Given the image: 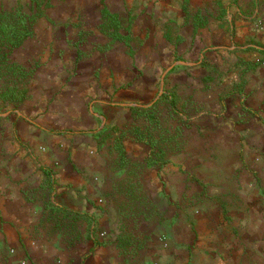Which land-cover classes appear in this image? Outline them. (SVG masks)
<instances>
[{"label": "rangeland", "instance_id": "obj_1", "mask_svg": "<svg viewBox=\"0 0 264 264\" xmlns=\"http://www.w3.org/2000/svg\"><path fill=\"white\" fill-rule=\"evenodd\" d=\"M185 4L183 12L190 13L192 32L166 33L165 41H161L172 49L159 50L160 41L152 40L161 53L153 62L161 69L144 68L138 75L142 77L138 92L130 80L113 87L112 121L109 115L96 112L94 99L88 101L84 112L54 115L53 131L69 135L57 143L59 147L79 139L81 144L95 149L88 155L96 159L97 166L88 174L97 186L96 196L102 198L90 202L103 214L99 218L58 204L51 170L40 183H31L32 176L40 170L27 166L30 160L36 161V156L18 136L20 125L44 126L43 121H38L40 114L31 115L30 107L41 106L43 112L48 111L60 93L69 89L42 88L39 92L32 87L35 72L17 57L21 49L28 47V39L11 55L13 62L30 71V78L23 81L28 97L19 104L18 98L0 97V197L5 198L9 186H15L19 207L34 205V213L28 214L25 224L30 229L23 232V240L32 247L37 243L50 244L53 250L62 246L66 259L63 254L53 253V264H73L74 250L85 248L89 240L95 246H108L128 263L143 264L155 234L163 248H168V220L182 206L208 209L225 200L229 210L245 213V221L255 220L257 229L264 225V40L251 34L260 31L262 24L246 22L247 17L240 22L233 14L231 20L227 13L230 5L222 2L214 7L217 15L202 10L191 12L190 1L185 0ZM21 6L39 16L32 25L34 31L40 19L49 18L54 5L44 0L38 9L29 0ZM103 8L111 12L102 2L99 23L94 29L80 30L74 40L68 38L70 46L83 45L91 36L103 34L107 41L97 47L102 53L119 45L131 47L135 41L143 44L133 40L131 26L119 19L127 38L104 48L110 41L101 31ZM252 11L240 10L248 15ZM199 12L204 25L195 30L199 23L194 15ZM88 56L91 55L85 53L80 58ZM91 75L98 76V72ZM12 82L5 78L0 80V86L7 92ZM14 156L22 158L15 164ZM0 206L3 207L2 199ZM8 217L1 209L0 220ZM99 227L108 231V239L99 238ZM24 250L17 252L11 243L0 240V264H27ZM86 255L87 249L81 258ZM261 256L264 259V251ZM33 264L38 263L33 260Z\"/></svg>", "mask_w": 264, "mask_h": 264}, {"label": "crops", "instance_id": "obj_2", "mask_svg": "<svg viewBox=\"0 0 264 264\" xmlns=\"http://www.w3.org/2000/svg\"><path fill=\"white\" fill-rule=\"evenodd\" d=\"M28 1L0 0V11L15 5H26ZM189 1L191 12L202 10L213 12L214 15H217L214 11L216 3L230 5L228 18L232 20L233 14L240 22L247 17L246 22L261 23L262 29L251 34L264 40V0ZM102 2L112 13L119 14L125 26H131L133 40H140L142 45L135 41L131 43V47L119 45L102 53L97 47L100 42L107 41L104 34L96 36L97 38L91 36L86 43L77 47L68 44L67 39L74 40L80 30L96 27ZM51 4L54 6L50 15L48 14L49 18L40 19L34 26V36L26 41L28 47L21 49L17 57L33 68L35 75L31 81L32 87L39 89V92L42 88L64 87L69 90L61 92V96L48 111L44 109L43 112L41 106L37 109L30 107L31 115L40 114L38 121H43L46 126L21 123L18 136L31 146L36 156V161L31 163L30 160L27 166L33 171L36 167L40 170L35 172L36 178L32 176L31 183H40L51 170L56 182L58 204L87 211L99 218L103 214L90 203L91 200L102 199L96 196L97 186L89 175L97 166L96 159L88 155L95 149L81 144L79 139H75L71 145L59 147L57 143L69 135L53 131L56 125L54 115L59 112L66 115L84 112L88 101L94 99L96 112L109 115V121H112L114 110L110 100L114 93L113 87H119L130 80L136 87L135 92H138L137 87L142 84V77L138 76L140 72L144 68L151 71L161 69L160 64L153 62L161 53L156 51L152 40L160 41L157 46L159 50L171 48L161 39L164 40L166 33L176 35L192 32L191 16L190 13L183 12V8L187 6L185 0H51ZM249 9H253L249 15L240 12ZM167 25L171 26L170 30ZM85 53L91 56L81 59ZM161 66L164 64L161 63ZM94 71L98 72V76L91 75ZM71 137L72 135L69 138ZM20 158L22 156H14V163ZM24 167L26 168V164ZM99 179L101 181L100 177ZM11 187L9 186L7 196H4L6 199L0 197L3 203L0 210L3 209L9 216L7 220H0V240L11 243L17 252L25 249L23 252L27 264H33V260L38 264H53L51 254L64 255L67 252H64L62 246L53 250L50 244L37 243L32 247L27 240H23V232L30 229L25 228L28 214L34 213L35 207L30 204L19 207V192L15 186ZM250 211L255 212L254 209ZM237 212L229 210V202L225 200L208 209H189L184 206L178 208L168 220V248H163V244L158 241V234H155L145 251L143 264H264L261 256L264 251V225L257 229L255 220L245 221V213ZM182 216L184 218L180 220ZM254 216L251 215L253 218ZM100 227L103 228V225ZM104 230L100 231L105 232V239H108V231ZM89 242L85 248L78 247L74 250L73 264H131L117 257L108 246H95L92 240ZM86 249L87 255L81 258Z\"/></svg>", "mask_w": 264, "mask_h": 264}, {"label": "trees", "instance_id": "obj_3", "mask_svg": "<svg viewBox=\"0 0 264 264\" xmlns=\"http://www.w3.org/2000/svg\"><path fill=\"white\" fill-rule=\"evenodd\" d=\"M43 1L32 0V3H35L36 8L41 9L40 2ZM29 9L33 12L34 6L31 5ZM101 15V31L108 35L110 41L104 48H109V46L117 41L123 42L127 37L122 34L119 15L109 12L106 8L101 10ZM194 16H196L199 23V25H195L194 27L196 30L203 26L204 23L202 22L201 12L196 13ZM36 17H39L37 13H28L21 5L0 11V80H5V78L13 80L12 84L7 86V92L4 91L6 90L4 86H0V97L9 100L18 98L16 104H19L28 97L25 89L27 84H24L23 81H29L30 71L13 62L11 55L27 39L33 36L32 25ZM91 233L93 235L95 230L93 229Z\"/></svg>", "mask_w": 264, "mask_h": 264}, {"label": "built area", "instance_id": "obj_4", "mask_svg": "<svg viewBox=\"0 0 264 264\" xmlns=\"http://www.w3.org/2000/svg\"><path fill=\"white\" fill-rule=\"evenodd\" d=\"M105 236H106V233L105 232H100L99 233V238H105ZM157 264V263H156Z\"/></svg>", "mask_w": 264, "mask_h": 264}]
</instances>
